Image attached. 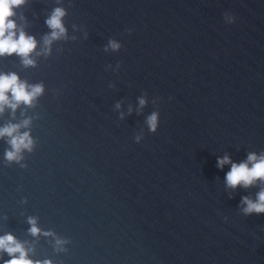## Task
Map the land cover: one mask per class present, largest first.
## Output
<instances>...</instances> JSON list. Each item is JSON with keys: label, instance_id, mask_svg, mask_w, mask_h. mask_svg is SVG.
Masks as SVG:
<instances>
[{"label": "water", "instance_id": "obj_1", "mask_svg": "<svg viewBox=\"0 0 264 264\" xmlns=\"http://www.w3.org/2000/svg\"><path fill=\"white\" fill-rule=\"evenodd\" d=\"M58 7L67 36L44 54ZM15 11L38 42L35 66L0 56V74L44 92L0 113V129L30 120L20 132L34 140L9 162L0 138V237L41 264H264V214L241 206L264 182L230 189L231 164L218 167L264 155V0H26ZM110 40L120 50L105 51Z\"/></svg>", "mask_w": 264, "mask_h": 264}, {"label": "clouds", "instance_id": "obj_2", "mask_svg": "<svg viewBox=\"0 0 264 264\" xmlns=\"http://www.w3.org/2000/svg\"><path fill=\"white\" fill-rule=\"evenodd\" d=\"M25 3L26 0H0V56L15 54L22 58L25 66H35L31 54L37 49L38 42L35 37L27 35L22 27H18L16 20L13 19L17 15L15 9ZM65 15L66 11L58 7L47 19L46 23L52 31L45 37L44 54L51 52V45L54 41L66 38L67 29L63 23ZM227 19L229 23L235 22L234 16L227 17ZM85 35L87 36V33ZM109 48L118 51L121 44L116 40H110L105 51H108ZM43 92L44 86L42 84L29 85L26 81H21L16 73L0 74V113L5 110V107L15 111L21 104L32 106ZM139 103L143 107L146 100L141 98ZM116 107L119 108L120 105L117 104ZM29 124L30 120H25L22 125L11 124L0 129V138L4 136L10 138L11 150L6 152V159L9 162L22 160L24 150L33 151L34 140L31 134L20 132L22 127L26 128ZM147 124L149 130L156 133L160 125V113L153 112L148 117ZM140 140L141 137L137 136V143ZM226 164H231V170L226 174V185L230 189H236L240 186L250 188L258 182H264V155L258 157L255 153H249L247 161L242 163H233L229 156H224L218 160V167L223 168ZM241 206L245 216L264 214V189L257 193L256 199L245 196ZM29 223L32 225L30 232L33 235H39L41 230L37 227L36 220L30 218ZM45 235H51V233H45ZM57 243L63 244L64 241L57 240ZM0 252H7L12 257V259L5 261V264H41L39 261L28 258V252L24 245L12 234L0 237ZM43 264H51V261H45Z\"/></svg>", "mask_w": 264, "mask_h": 264}]
</instances>
